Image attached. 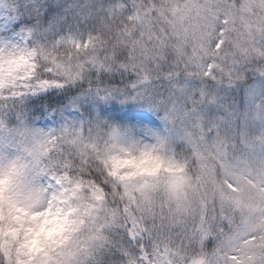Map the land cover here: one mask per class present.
Returning <instances> with one entry per match:
<instances>
[{"label": "snow or ice", "instance_id": "snow-or-ice-1", "mask_svg": "<svg viewBox=\"0 0 264 264\" xmlns=\"http://www.w3.org/2000/svg\"><path fill=\"white\" fill-rule=\"evenodd\" d=\"M116 10L99 44L0 49L7 66L0 100L94 77L88 95L96 102L128 105L113 103L111 119L63 116L58 127L0 142V193L25 213L45 200L43 215L58 204L67 226L80 221L75 244L49 248L31 264H264V171L252 170L257 178L243 187L233 177L244 165L225 172L223 144L203 131L186 137L189 152L178 156L171 132L143 127L151 117L132 106L151 111L164 103L146 97L153 76L214 77L230 60L264 57V0H131ZM24 65L29 70L17 81ZM18 259L24 264L25 257L0 250V264Z\"/></svg>", "mask_w": 264, "mask_h": 264}, {"label": "rangeland", "instance_id": "rangeland-1", "mask_svg": "<svg viewBox=\"0 0 264 264\" xmlns=\"http://www.w3.org/2000/svg\"><path fill=\"white\" fill-rule=\"evenodd\" d=\"M125 3L130 4L131 1H99L94 7L88 22H78L76 25L65 27L59 32L51 33L47 39L42 40L41 49L51 50V47H60L62 51L68 50L71 49L73 43H79L89 39L99 44L101 38L93 33L91 24L98 23L109 25L110 18L113 15L119 17V11H114L116 6ZM7 9L8 6L6 4L0 3V27H6L9 21ZM18 48H34L30 45L27 34L16 32L7 36H0V49L5 50V55L8 54L7 51H14ZM20 63L22 64L23 62ZM4 67L7 66H0V87L5 86L6 77L3 71ZM29 67L30 65H24L20 70V74H17L15 79L17 81L23 80L25 77L22 73L28 71ZM14 69L15 65H13L9 71H13ZM216 78V74L214 77H207V79L213 81L216 80ZM62 87L63 85L59 87L55 85L48 86L34 95H28H44L52 91H59ZM209 87H212V89L207 88L204 82L198 83L194 79L180 83L176 86V88L179 89L177 99L174 101L173 98L165 99L162 105H158L163 109L169 105V109H164L166 111L164 117H160L157 113V115H152L148 110L140 107L138 103L132 106L136 110L148 112L151 117L150 121L144 122L142 125L143 127L161 135H168L169 132H171V147L178 156H180V149L177 147H180L185 139L178 118L188 120V137L192 136L194 130L203 131L206 137L211 133L210 139L212 141L223 144V152L226 154L223 165L225 172L235 168L238 163L243 164L244 168L239 169L233 178L243 187H250L252 186V180L248 179V177H253V179L257 178L256 173L252 170L264 171V106H262V100L264 98V80L261 83L250 86L246 91L244 104L240 109L236 107L231 110L230 105L224 106V104L219 101V99H221L220 91L213 85H209ZM207 91H209V94L212 96L210 99H215V97L217 99L207 103V99L209 98ZM183 99L188 102L190 107V114L188 117L182 114L178 115L180 111L179 105ZM113 103H116L118 107L128 106L122 102L117 103L115 101L107 104L98 103L92 96H90L88 102H84V104H79L77 100L68 98L55 110L43 109L44 115H40L30 127H25L22 131L36 129L47 131L50 128L58 127L59 121L63 116H68L69 119L75 118L77 120L82 118L85 122L95 119L97 115L103 119H111V113L107 111V109H110ZM53 115L56 116L55 121L51 119ZM166 116L167 123L165 121ZM175 118L176 127L174 126ZM7 139H9V135L3 128H0V142ZM181 157H183V155H181ZM252 198L251 195L247 197L249 201ZM4 211L7 212L12 222H20L19 215H12L13 212H21L19 205L15 204L13 199L7 198L6 194L0 193V250L6 249L17 257H25L24 264H31L36 256L41 253H48L49 248L54 251L61 247H66L69 242L74 240L79 230L78 225L80 221H77L76 224L64 228L61 232H54L51 238V240L56 241L54 244L51 243V240L45 241L46 234L43 239L36 235L28 239L27 234H25L23 241H26L27 244L21 246V231L19 228L12 227L11 224H4L6 219ZM30 245L33 246L32 250H29ZM18 264H20L19 259Z\"/></svg>", "mask_w": 264, "mask_h": 264}, {"label": "trees", "instance_id": "trees-1", "mask_svg": "<svg viewBox=\"0 0 264 264\" xmlns=\"http://www.w3.org/2000/svg\"><path fill=\"white\" fill-rule=\"evenodd\" d=\"M99 1L101 0H0V3L8 6L7 12L9 11L7 14L9 22L7 27H0V35L7 36L21 31L28 35L31 46L35 49H41L42 40L47 39L51 33L59 32L65 27L76 25L78 22H88L94 7ZM108 26L106 24L93 23L91 24V29L93 33L102 39ZM167 72L168 68L165 67L164 73ZM216 75L217 78L214 81L200 74L187 75L182 71L178 75L173 74L170 78L158 79L153 76L152 82L145 86L144 91L147 98L156 102L170 98H173L174 101L179 95V89L176 86L187 80L194 79L198 83L204 82L209 89H212L209 85L215 86L220 91L221 99L219 101L224 106L230 105L231 110L236 107L240 109L244 104L246 91L250 86L261 83L264 80V57L257 53L230 60L229 68L223 74L217 71ZM116 78L118 82V74H116ZM94 79V77H86L80 81L64 84L61 90L52 91L44 95L24 96L16 100L9 99L7 102L0 100V127H4L8 133H19L24 126L31 125L40 116L37 113V109L48 108L54 110L68 98L77 100L79 104L88 102L90 97L88 93L95 88V85L90 81ZM109 79H111V75H109ZM207 92L209 94V91ZM211 97V94H209L207 103L217 99L216 97L215 99H210ZM138 105L152 114L157 113L160 117H164L165 110L170 108L167 105V109L164 108V110L158 106L162 104L157 103V110L150 111L143 104L138 103ZM262 106H264V98ZM179 107L178 115L182 114L188 117L190 114L188 102L183 99ZM198 107L202 108L201 106ZM176 118L174 120L175 127ZM179 120L185 139L180 147L178 146L177 148L180 149V156H185L189 152L186 139L189 126L187 119L178 118ZM4 213L6 215L7 212L4 211ZM71 243L75 244V240H72ZM209 247H211V244ZM177 252L179 254V246H177Z\"/></svg>", "mask_w": 264, "mask_h": 264}, {"label": "clouds", "instance_id": "clouds-1", "mask_svg": "<svg viewBox=\"0 0 264 264\" xmlns=\"http://www.w3.org/2000/svg\"><path fill=\"white\" fill-rule=\"evenodd\" d=\"M15 155H17V153L12 151L8 152L9 158H12ZM56 207H59V205H54L48 215H43V212L48 211V204L45 200H41L35 207H32L27 213H25L24 211H21L20 213H12V215H19V223L12 222L11 218L6 213V219L4 221V224H11L12 227L20 229L21 243L24 242L23 237L25 234H27L28 239H31L33 235L39 236L41 239H43L44 235L48 232H59L67 226L63 218L64 213L62 212L57 215Z\"/></svg>", "mask_w": 264, "mask_h": 264}, {"label": "bare ground", "instance_id": "bare-ground-1", "mask_svg": "<svg viewBox=\"0 0 264 264\" xmlns=\"http://www.w3.org/2000/svg\"><path fill=\"white\" fill-rule=\"evenodd\" d=\"M67 227H68V226H66V227H64V228H67ZM64 228H63V229H64ZM63 229H62L61 231H63ZM61 231H60V232H61ZM32 249H33V246L30 245V246H29V250H32Z\"/></svg>", "mask_w": 264, "mask_h": 264}]
</instances>
